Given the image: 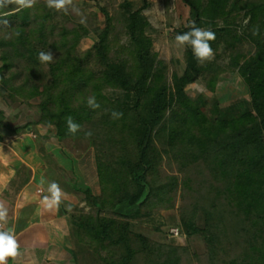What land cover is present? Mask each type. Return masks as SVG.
Returning a JSON list of instances; mask_svg holds the SVG:
<instances>
[{"label": "trees", "instance_id": "trees-1", "mask_svg": "<svg viewBox=\"0 0 264 264\" xmlns=\"http://www.w3.org/2000/svg\"><path fill=\"white\" fill-rule=\"evenodd\" d=\"M102 2L105 24L93 31L89 52L105 74H78L76 86L60 96L59 110L41 103L39 120L59 127V139L86 140L94 150L100 190L86 189L92 211L68 218L74 246L82 247L89 264H151L144 238L130 232L129 221H150L160 206L178 202L189 207L201 231L199 241L191 238L198 264H205L207 249L215 253L211 264H264V0H183L190 15L178 33L193 22L214 31L212 48L225 44L247 85L250 108L238 115L235 104L224 107L210 128L190 124L200 117L206 94L190 99L185 87L204 75L214 91L223 68L210 67L218 60L200 64L186 47L185 68L171 84L148 33L150 0H123L114 12ZM256 26L259 35L252 32ZM236 40L250 47L233 51ZM0 58L9 62L5 54ZM91 95L100 108L86 106ZM175 99H189L184 114ZM113 111L121 117L112 118ZM67 116L81 125L75 135L67 131ZM89 130L93 135L86 138Z\"/></svg>", "mask_w": 264, "mask_h": 264}, {"label": "rangeland", "instance_id": "rangeland-1", "mask_svg": "<svg viewBox=\"0 0 264 264\" xmlns=\"http://www.w3.org/2000/svg\"><path fill=\"white\" fill-rule=\"evenodd\" d=\"M100 1L73 0L72 6L65 13L49 9L45 0H37L33 8L3 17L7 19V25L0 23V55L5 54L9 58L6 65L0 58V122L3 121V124H6L0 136L10 134L7 127H14L16 123L21 124V129L26 131L32 126V137L36 141L34 143L37 153L42 152L43 156L49 155L48 158H53L60 165L61 158L56 157V151L44 152L46 142L49 140L58 145L60 141H64L65 151L71 155L70 159L80 158L83 156L82 152H79L80 149L86 150L84 154L86 159L90 158L91 164L96 165L94 150L86 140H73L68 137L61 140L59 136H56L60 132L59 127L54 124H44L39 120L43 111L41 103L46 100L51 110H59L60 96L66 86L69 90L76 86L75 77L78 74L94 69L98 70L100 75L105 74L104 66L98 61L95 53L89 52L95 39L93 31L103 28L105 24L106 16L98 5ZM104 1L108 2L109 10L114 12L123 0H103L102 4ZM150 2L144 10L150 21L148 33L153 38L154 51L158 53L159 58L167 62V73L172 84L174 73H182L186 63V48L176 47L174 37L187 23L190 10L183 0H150ZM13 7L14 5L9 4L5 11ZM81 17L85 19V23H80ZM86 28L90 31L88 35L85 33ZM235 43L233 51L238 46L245 50L250 47V43L246 41L236 40ZM33 47H41V51H51L53 61L47 64L40 63L37 59L38 52H33ZM213 50L215 53L213 60H218L220 67L216 65V68H210L214 71L223 68L219 72L215 90L212 91L206 86L204 75H200L185 87L191 95L190 99L198 96L201 91L206 94L205 102L199 105L202 109L200 117L194 120L189 119L193 127H212L220 110L232 104H235L236 111H234L238 115L250 108L249 101H246L248 90L244 76L240 74L236 65L230 64V50L223 43ZM81 58L84 60L80 63ZM3 60L6 61V59ZM68 69L72 72H66ZM188 101L189 99L187 102L175 99L174 105L184 114ZM83 142L86 145H83ZM10 160L19 168V172L15 173L17 174L15 183L18 185L25 179V173L21 171V168L28 167L19 165L21 162H18L19 159L14 156H10ZM0 168H6L2 159H0ZM3 175V171L0 170V185L4 181ZM96 192L97 189H95ZM79 196L80 203L75 205L74 214H86L95 208L86 192H81ZM224 199L222 196L218 198L219 201ZM150 217L152 218L150 221L130 219L129 229L132 234L144 238L151 264H154L156 253L158 257L163 255L160 249L163 245H176L174 243H181L192 264H198L194 253L195 243L191 238L199 241L201 231L193 224L188 206L181 207L178 202L172 206H160ZM176 227L177 230H173ZM73 251L77 264H89L85 254L82 253L84 251L81 246H74ZM209 251L210 249L203 251L201 256L205 264H211V258L215 255L212 250Z\"/></svg>", "mask_w": 264, "mask_h": 264}, {"label": "crops", "instance_id": "crops-1", "mask_svg": "<svg viewBox=\"0 0 264 264\" xmlns=\"http://www.w3.org/2000/svg\"><path fill=\"white\" fill-rule=\"evenodd\" d=\"M20 125L16 123L14 127H7L10 134L0 136V159L6 167L0 168L4 174L0 203L8 209V222L0 229L14 230L19 244V255L15 259L8 258L7 264H77L68 218L75 205L80 203L81 192L88 188L94 193L95 189L100 190L96 165L91 164L90 158L86 159V150L80 149L83 154L80 158L70 159L64 141L57 139L60 141L58 145L49 140L44 152L56 151V157L61 158V165L57 164L53 158H48L49 155L37 153L33 127L26 131ZM4 127L6 124L0 122V133ZM83 145L86 144L83 142ZM10 156L19 159V165L28 167L21 168L25 179L18 185L15 173L19 168L12 164ZM51 181L60 185L64 196L58 209L48 210L42 200L48 195Z\"/></svg>", "mask_w": 264, "mask_h": 264}, {"label": "clouds", "instance_id": "clouds-1", "mask_svg": "<svg viewBox=\"0 0 264 264\" xmlns=\"http://www.w3.org/2000/svg\"><path fill=\"white\" fill-rule=\"evenodd\" d=\"M37 3V0H0V17H8L16 14L19 11L33 8ZM46 6L49 9H53L57 12H67L72 6L73 0H45ZM11 4L14 5L10 10L5 11L6 7ZM0 23L4 25L8 24L7 19L0 20ZM80 23H85V19L81 17ZM253 35H259V26H256L253 30ZM19 35V33H16ZM216 34L211 29L197 27L193 22L190 25L188 31L182 34H177L174 37L175 45L178 48L190 47L193 55L200 64H204L207 61L214 59L215 53L210 44V41H215ZM53 54L51 51H40L37 59L42 64H47L53 61ZM86 106L90 109L100 108V104L97 101L95 95H91L86 99ZM122 113L113 111L111 113L112 118L119 119ZM67 131L69 134L75 135L81 128V125L73 120L71 116L65 118ZM51 127V125H49ZM92 131L85 132L86 138H91ZM48 195L43 197V206L48 209H58L64 196L63 189L60 185L51 181L48 183L47 188ZM8 222V209L3 203H0V226L7 224ZM19 255V244L14 236V230L12 229H0V264H7L8 258L15 259Z\"/></svg>", "mask_w": 264, "mask_h": 264}, {"label": "bare ground", "instance_id": "bare-ground-1", "mask_svg": "<svg viewBox=\"0 0 264 264\" xmlns=\"http://www.w3.org/2000/svg\"><path fill=\"white\" fill-rule=\"evenodd\" d=\"M174 244L176 245H163V248H160L163 255L158 257V253L154 254V264H192L181 243Z\"/></svg>", "mask_w": 264, "mask_h": 264}, {"label": "built area", "instance_id": "built-area-1", "mask_svg": "<svg viewBox=\"0 0 264 264\" xmlns=\"http://www.w3.org/2000/svg\"><path fill=\"white\" fill-rule=\"evenodd\" d=\"M173 230H177V228H173Z\"/></svg>", "mask_w": 264, "mask_h": 264}]
</instances>
